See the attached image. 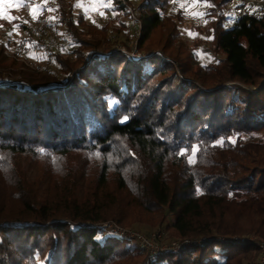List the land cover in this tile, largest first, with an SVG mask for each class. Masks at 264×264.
<instances>
[{"label": "trees", "instance_id": "trees-1", "mask_svg": "<svg viewBox=\"0 0 264 264\" xmlns=\"http://www.w3.org/2000/svg\"><path fill=\"white\" fill-rule=\"evenodd\" d=\"M109 1L130 20L137 16L135 50L142 57L117 47L133 49L126 22H120L124 36L94 38L74 4L56 0L50 20L76 47L53 50L49 72L19 69L21 84L0 81V169L6 178L0 186V264L254 261L264 241V10L242 13L223 28L224 8L233 0H200L209 4L213 40L224 56L195 67L193 53L183 58L168 50V42L147 44L166 25L170 0L136 6ZM169 28L170 37L180 33L176 24ZM237 83L254 89H241L239 99ZM72 152L102 159L82 197L76 172L57 170L42 191L11 160L32 154L60 162ZM151 213L162 215L158 229L204 240L151 254L128 245L132 239L102 233L105 221L130 225ZM231 237L251 240H223Z\"/></svg>", "mask_w": 264, "mask_h": 264}, {"label": "rangeland", "instance_id": "rangeland-1", "mask_svg": "<svg viewBox=\"0 0 264 264\" xmlns=\"http://www.w3.org/2000/svg\"><path fill=\"white\" fill-rule=\"evenodd\" d=\"M67 3L74 4V13H81V23L86 31L90 32L91 37L105 39L107 36H112L114 32H120L122 36L123 26L121 21L126 22L128 30H130V38L127 39L129 44L133 46L132 50L117 44V47H121L124 51L129 53L134 59H139L143 55L136 51L137 37L139 36V27L133 24L124 13L121 11L112 10V2L109 0H65ZM139 0H132V5L136 6ZM21 0H4L3 4H0V9L6 11V15L14 17L13 20H8L0 17V81L1 84L6 82L10 83H22L19 69L29 72H37L33 67V63L22 58H16L13 55H7L4 50L9 48L13 41L16 40L25 29L24 24L34 26L42 18L51 16L56 13L54 8L57 6L56 0H23V6L12 7L13 4H20ZM240 0H233L225 6L224 12L226 13V19L223 22V28H229L235 25L238 21L240 14ZM208 2L200 0H170L168 5V15L166 25L158 27L152 34L148 41L149 46L162 47L168 42V50L176 56L187 58L189 54L193 53V64L196 66L204 67V64L214 63L218 61V57L224 56L223 52L219 50L214 42L212 26L215 24V20L207 14ZM249 11L260 12L258 7L249 6ZM35 12V17L31 15V12ZM137 17V16H136ZM215 17V16H214ZM214 20V22L212 21ZM176 24V28L180 30V33L175 37H170V26ZM18 26V27H17ZM65 28L60 26V32L65 33ZM86 32V33H88ZM118 32V33H119ZM76 47L73 44L71 50ZM3 49V53H1ZM99 52V51H98ZM141 52V51H140ZM13 60L15 62H13ZM234 84V83H231ZM236 84V83H235ZM238 84V83H237ZM239 89L235 90V95L239 99L244 98V93L241 89H254V86L238 84ZM50 86V85H47ZM113 100V99H112ZM14 168H17L20 173L27 176V179L39 186L42 191H47L51 185L53 179L58 177L59 173L62 175L67 174L68 171L76 172L79 176L78 181V193L79 196L87 194L89 191V185L86 183L93 174L98 171L99 163L102 159L97 157H91L84 152H72L61 158V161H52L49 159H41L32 154H15L11 156ZM5 171L0 169V186H5L6 178ZM63 179V178H62ZM114 187V186H113ZM162 215L159 213L146 214L143 221H136L129 223L130 225H120L125 228H132L145 235H149L151 232L158 230L159 222ZM172 216L168 215L167 221H171ZM177 236H172L168 230L161 233L159 236V242L167 241L169 239H177ZM130 239V238H129ZM152 241V239H150ZM153 243L154 240L152 241ZM128 245L135 247L138 244L136 240H128ZM217 249H222V243H215ZM141 248V247H140Z\"/></svg>", "mask_w": 264, "mask_h": 264}, {"label": "built area", "instance_id": "built-area-1", "mask_svg": "<svg viewBox=\"0 0 264 264\" xmlns=\"http://www.w3.org/2000/svg\"><path fill=\"white\" fill-rule=\"evenodd\" d=\"M240 9L242 13L249 12V6H256L260 11L264 10V0H240ZM241 13V14H242ZM133 24L139 25V20L134 16ZM73 47V43L69 37L61 33L58 24L51 21L50 18H42L34 26L25 28L21 35L13 41L9 48H5L4 52L7 55H13L16 58L31 61L33 68L41 73L49 72L50 68L55 66V61L51 55L53 50L68 51ZM35 57V58H33ZM102 233H113L118 236L136 240V242L151 254L159 252L179 251L193 244L202 243L204 238H177L159 242V236L165 232V229H158L156 232H151L148 236L134 230L117 225L112 221L102 223ZM152 241L154 240L155 243ZM228 242L249 241L250 238H224ZM260 249V255L254 261L248 264H264V241L257 243Z\"/></svg>", "mask_w": 264, "mask_h": 264}, {"label": "snow or ice", "instance_id": "snow-or-ice-1", "mask_svg": "<svg viewBox=\"0 0 264 264\" xmlns=\"http://www.w3.org/2000/svg\"><path fill=\"white\" fill-rule=\"evenodd\" d=\"M3 3H4V0H0V4H3ZM18 6H23V0H21L20 4H13L12 5V7H18ZM31 15H33V17H35V12L32 11ZM0 17H3V18L8 19V20L15 19L14 17L7 16L6 15V11L3 10V9H0ZM33 58H35V57H33ZM196 151H198V146H193L192 149H191L192 156H195ZM180 154H187V152L185 150V151H182V153H180ZM189 159H190V162H191V157Z\"/></svg>", "mask_w": 264, "mask_h": 264}]
</instances>
